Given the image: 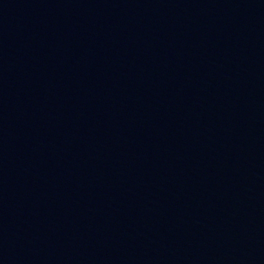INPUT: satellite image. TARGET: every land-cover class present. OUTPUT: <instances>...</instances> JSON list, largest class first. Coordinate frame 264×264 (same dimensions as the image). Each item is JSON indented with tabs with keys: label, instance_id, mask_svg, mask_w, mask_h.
<instances>
[{
	"label": "water",
	"instance_id": "obj_1",
	"mask_svg": "<svg viewBox=\"0 0 264 264\" xmlns=\"http://www.w3.org/2000/svg\"><path fill=\"white\" fill-rule=\"evenodd\" d=\"M0 264H264V0H0Z\"/></svg>",
	"mask_w": 264,
	"mask_h": 264
}]
</instances>
